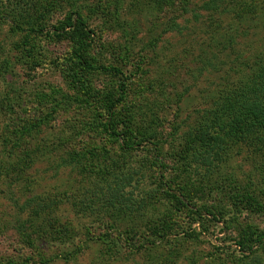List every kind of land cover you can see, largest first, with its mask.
I'll return each mask as SVG.
<instances>
[{
    "label": "rangeland",
    "instance_id": "obj_1",
    "mask_svg": "<svg viewBox=\"0 0 264 264\" xmlns=\"http://www.w3.org/2000/svg\"><path fill=\"white\" fill-rule=\"evenodd\" d=\"M39 1L50 5L47 25L71 6ZM78 1L93 55L130 76L112 124L134 146L124 154L101 126L118 97L114 75L84 72L69 39L0 23V264H236L240 232L264 228V151L237 141L216 169L182 151H193L198 117L264 59V0H216L210 9L212 0ZM119 171L142 172L126 187L148 198L137 215L92 197ZM162 180L218 222L192 225L189 211L161 198ZM247 194L258 199L253 208ZM165 215L172 232L154 237ZM190 227L195 239L181 234ZM216 247L229 252L214 257Z\"/></svg>",
    "mask_w": 264,
    "mask_h": 264
},
{
    "label": "trees",
    "instance_id": "obj_2",
    "mask_svg": "<svg viewBox=\"0 0 264 264\" xmlns=\"http://www.w3.org/2000/svg\"><path fill=\"white\" fill-rule=\"evenodd\" d=\"M66 1L71 6L63 19L52 25H47L43 23L42 18L52 13L50 5H42L39 0H0V23H7L15 32H26L34 37L43 35L57 41L69 39L73 44L72 55L84 72H105L114 75L118 79V97L106 103L108 121L102 123L101 126L110 136L120 140L121 136L112 123L116 117V109L126 98L130 76L120 67L105 65L93 55L91 49L94 44V32L80 9L79 1ZM215 3L216 0H212L206 3L205 7L214 8L212 5ZM33 10H37V13H34ZM251 72L244 74L242 80L231 90L221 92L212 107L198 117L195 129L188 137V146H192L193 151L190 153L185 149L182 151L183 156L191 154L196 157V161L204 163L209 169H216L220 165L219 162L226 158L233 143L237 141L242 140L256 147V150L264 151V59H261L257 66L251 69ZM3 108V103L0 100V114ZM146 138L141 141L150 142L149 140H152L149 136ZM120 141L121 151L124 154H129L134 145L123 138ZM152 144L154 157L163 167L161 159L163 145L159 140L156 143L153 141ZM109 173L108 171L107 174ZM140 173L132 175V173L119 171L114 177L112 176L114 179H106L102 189L96 190L92 197L103 196L109 210L113 208L118 210L115 211V214L124 212L128 208L131 214L137 215L148 204V198L137 197L134 199L133 193H126V187L131 186L134 180L141 178ZM165 185V187H161V190L158 188L161 198L169 201L177 210L189 211L188 213L192 215V225L199 223L206 231L208 222H218L217 215L212 214V219L209 220L204 217L203 210H196V207L190 204L189 198L181 187L174 188L171 185ZM134 188L139 189V184ZM253 197L252 199L250 194L243 196L251 208L258 203V199ZM135 205L137 207L134 208ZM166 217L167 215H165L162 225H159L161 227L154 231V237L164 238L171 234L172 231L169 230H172V222L171 220L166 221ZM192 232L193 236L198 233L195 228L190 227L181 234L187 239H195L191 236ZM145 240L151 241L149 237ZM237 242L243 254L240 256L241 258L238 257L239 260L235 262L236 264H264V228L253 229V231L249 229L246 233L240 232V239ZM216 250L214 257L217 254L221 257L222 252H229L221 247H216Z\"/></svg>",
    "mask_w": 264,
    "mask_h": 264
}]
</instances>
